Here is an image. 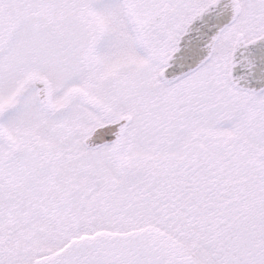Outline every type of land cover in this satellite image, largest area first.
Listing matches in <instances>:
<instances>
[{"label": "snow or ice", "instance_id": "1", "mask_svg": "<svg viewBox=\"0 0 264 264\" xmlns=\"http://www.w3.org/2000/svg\"><path fill=\"white\" fill-rule=\"evenodd\" d=\"M0 264H264V0H0Z\"/></svg>", "mask_w": 264, "mask_h": 264}]
</instances>
